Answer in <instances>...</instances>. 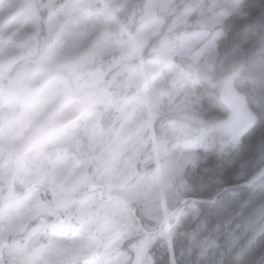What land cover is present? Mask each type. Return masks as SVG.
Returning <instances> with one entry per match:
<instances>
[{
  "label": "rangeland",
  "instance_id": "obj_1",
  "mask_svg": "<svg viewBox=\"0 0 264 264\" xmlns=\"http://www.w3.org/2000/svg\"><path fill=\"white\" fill-rule=\"evenodd\" d=\"M234 1L0 0V85L25 95L60 74L73 95L62 78L26 102L0 95V260L146 264L155 236L170 247L200 206L210 205L220 188L194 174L207 144L182 140L172 123L156 135L152 124L158 114L184 108L191 94L172 58L192 64L211 59L222 36L219 22ZM167 16L163 42L137 64ZM103 58L106 71L80 74L81 62ZM118 76L125 80L120 97L110 90ZM222 85L227 90L230 79ZM81 105L79 121L43 139L19 163L18 196L12 195L14 159L47 129L81 115ZM99 108L113 112L106 129ZM219 132L232 142L229 116L220 119ZM90 185L103 188L102 200L99 191H87ZM254 185L264 191V178ZM187 196L208 202L180 204ZM133 210L144 229L158 233L142 236Z\"/></svg>",
  "mask_w": 264,
  "mask_h": 264
},
{
  "label": "trees",
  "instance_id": "obj_2",
  "mask_svg": "<svg viewBox=\"0 0 264 264\" xmlns=\"http://www.w3.org/2000/svg\"><path fill=\"white\" fill-rule=\"evenodd\" d=\"M142 3L139 0L140 6ZM204 3L209 4V0ZM234 3L233 9L228 6L221 17L218 28L222 36L211 59L192 64L189 59L172 58L191 94L184 108L158 114L152 124L156 135L172 123L182 140L204 141L207 146L197 157L195 179L201 174L203 180H211L220 189L213 195L214 202L201 205L194 222L173 238L172 251L161 237L154 238L147 249L146 264H264V191L255 189V185L239 186L264 167V0ZM170 20L167 16L158 32L148 39L146 49L135 60L137 64L145 62L147 53L163 42ZM135 26L133 23L130 30ZM108 64L103 58L78 66L86 77L95 70L106 71ZM228 78L231 87L245 95L255 114L253 127L235 143L226 141L219 132L220 119L228 116L219 102L222 83ZM124 89L125 80L118 76L110 90L120 97ZM99 112V122L106 129L112 122V112L101 108ZM3 257L0 252V259ZM0 264L11 262L6 257Z\"/></svg>",
  "mask_w": 264,
  "mask_h": 264
},
{
  "label": "water",
  "instance_id": "obj_3",
  "mask_svg": "<svg viewBox=\"0 0 264 264\" xmlns=\"http://www.w3.org/2000/svg\"><path fill=\"white\" fill-rule=\"evenodd\" d=\"M58 78H62L64 80H66V82L68 83L69 93H70L71 97H73L71 84L69 83V81L64 76L58 75V74L52 75L48 79H46L45 81L37 84L36 86L31 88L25 95H20L18 93L10 91L6 88H3L2 90H0V95L5 96L7 98L18 100L20 102H26L34 93H36L38 90L44 88L50 82H52ZM220 103L228 111L230 119H231L230 126H231L232 140L235 141L237 139L242 138V136L244 134H246L253 127L254 122H255V116H254L253 112L249 109L248 105L246 104V100H245L244 95L240 91H238L236 88H229L220 96ZM81 108H82L81 115H79L78 117L68 121L67 123L60 125L59 127H52L51 129L41 133L34 140L31 141V143L28 145V147L25 149V151L20 153L14 159V161L12 163V173H11V177H10V181H9L10 192L13 195H14V182H15V179L17 176L19 163L43 139H45L46 137L50 136L51 134L57 132L60 129H64V128L68 127L69 125H72L75 121L80 119V117L84 113V108L82 105H81ZM263 177H264V170H261L254 176V178H252L251 180L245 181V182L241 183L240 185L244 186V187L251 186L252 184H254L255 182H257L259 179H261ZM32 188H33V186H31L29 189H27V191H29ZM98 189H101V191L98 195L99 199H101L103 191H102V188L100 186L90 185L88 187L89 192H92V191L98 190ZM112 199L113 198H111L110 200H112ZM188 200H193V201L199 202V203L208 202L206 200H202L199 198L186 197V198L181 199L180 204H184ZM132 215L133 216L135 215V210L132 211ZM68 216H69V214H66L65 217L63 219H60L59 221L61 223L64 222L65 219L68 218ZM135 220L141 226L140 220L138 218H135ZM163 221L160 223L159 226L162 225Z\"/></svg>",
  "mask_w": 264,
  "mask_h": 264
},
{
  "label": "clouds",
  "instance_id": "obj_4",
  "mask_svg": "<svg viewBox=\"0 0 264 264\" xmlns=\"http://www.w3.org/2000/svg\"><path fill=\"white\" fill-rule=\"evenodd\" d=\"M7 85H0V90H2L3 88H6Z\"/></svg>",
  "mask_w": 264,
  "mask_h": 264
}]
</instances>
